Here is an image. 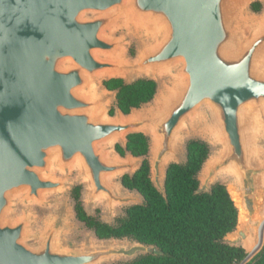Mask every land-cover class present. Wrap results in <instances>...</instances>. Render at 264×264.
I'll return each instance as SVG.
<instances>
[{
  "label": "water",
  "instance_id": "obj_1",
  "mask_svg": "<svg viewBox=\"0 0 264 264\" xmlns=\"http://www.w3.org/2000/svg\"><path fill=\"white\" fill-rule=\"evenodd\" d=\"M245 4L0 0V264H113L157 252L136 241L64 246L61 215L35 235L32 214H7L19 193L44 204V193L67 189L51 170L74 166L86 181L87 202L101 199L110 212L141 203L114 181L133 174L141 159L122 158L115 146L124 147L132 133L148 136L151 181L163 191L167 165L183 162L178 144L193 119L211 143L198 191L229 171L234 179L225 186L237 223L224 240H256L255 227H264V11L247 16ZM128 26L152 37L132 61L123 54L126 37L113 34ZM165 72L172 76L162 86ZM112 78L154 80L152 107L124 114L115 106L110 115L116 92L103 82Z\"/></svg>",
  "mask_w": 264,
  "mask_h": 264
},
{
  "label": "trees",
  "instance_id": "obj_2",
  "mask_svg": "<svg viewBox=\"0 0 264 264\" xmlns=\"http://www.w3.org/2000/svg\"><path fill=\"white\" fill-rule=\"evenodd\" d=\"M249 8L259 12L261 3L252 1ZM103 84L116 92L114 106L124 114L149 103L157 90L156 82L150 78L132 82L112 78ZM115 150L122 156L128 152L141 158L135 172L124 174L120 180L125 188L139 193L142 202L126 207L114 222L107 223L85 211L81 187L75 185L71 188L75 217L98 239L126 238L153 246L157 252L113 264H240L246 261L248 254L242 246L224 240L237 223V209L225 184L215 182L208 191H198V175L210 152L207 142L196 137L185 141V160L167 165L163 191L151 181L148 136L140 132L129 134L125 146L117 144ZM245 264H264V237L260 249Z\"/></svg>",
  "mask_w": 264,
  "mask_h": 264
},
{
  "label": "rangeland",
  "instance_id": "obj_3",
  "mask_svg": "<svg viewBox=\"0 0 264 264\" xmlns=\"http://www.w3.org/2000/svg\"><path fill=\"white\" fill-rule=\"evenodd\" d=\"M252 1H259L261 3V9L259 12H253L252 10H250L249 4ZM244 9H245V13L247 14V16L257 18L258 15H260L264 11V0H246ZM119 33H122V35H124L127 40V45L123 51V54L128 61H132L137 55L140 46L144 43L150 42L152 38L151 36H148L140 32L137 28L130 27V26L125 27L123 31L120 30V31L113 32V34L115 35ZM171 76L172 74L170 72H165L163 74H160L158 76L160 84H162L163 86L164 82H166ZM153 104H154V101H151L150 103H147L136 110L138 111L141 109L150 108L152 107ZM109 106L111 108L113 107V110H114L115 108L114 101L110 102ZM113 113L111 114L113 115ZM193 137L200 138L207 142H210V140L207 137V134L203 131L199 123H196L194 119L191 121L190 125L184 126L182 128L181 137H180L179 144H178L180 158H176L177 161L185 160V141ZM149 154L150 153H148V158H149ZM117 155H119L122 158L132 157L137 163L140 162V159H141L139 157L130 156L128 152H126L124 156L120 155L119 153H117ZM260 157L264 161V151L262 149L260 151ZM51 174L53 176L65 179L68 182L67 189L61 192H58V193H54V192L44 193L43 194L45 198L44 204H41L40 202L35 201V200L25 201L23 200V193L17 194L14 198L13 208L7 214V217L9 219L18 218L19 216H21L23 211H28L30 214L33 215V221L31 222L29 226V230L33 232L35 235H38L47 226V224L52 221L53 217L57 215H61L64 219V227L59 236V241L64 246H69V247L82 246L86 243L97 244L98 242L122 243L125 245L133 244V241L126 239V238L107 239V240L100 241V239H98L94 235L91 229L87 228L83 222L79 221L75 217V214L73 211V200L71 198V188L75 185H80L81 200H82V204H83L85 211L88 214L99 216L100 219L103 221L112 223L117 216L123 214V211L127 205H117L115 209L110 212L106 209L105 203L101 199L95 200L93 202H87V200H85L84 198V194L87 191L86 181L79 175L78 166H74L68 172H63L57 168H53L51 170ZM204 174L205 172L203 169L199 173V179H200L201 184L204 179ZM232 176L233 175L229 171H222L219 174L220 178L212 180V181L221 182L227 185V183H229L230 181L234 179L232 178ZM120 178H121L120 176H117L114 179V181L117 183H120ZM121 188L124 190L125 193L132 196L133 198H138V200L139 198H141L140 195L135 190L125 189L122 186ZM232 197L233 199L235 198L234 200L236 201V197L234 196ZM63 213L65 216L63 215ZM242 215H243L242 210H239V221L242 218ZM258 219L264 220V206H262L261 208V212L258 215ZM255 229H256L255 232L257 235L255 238L256 240L246 239L244 243L242 242L235 243L237 245L242 246L246 250L248 254L246 261H248L260 249L262 242H263V237H264L263 224L259 223V226L255 227ZM226 241L228 243L235 242V240L233 239V237H231V235L227 236ZM125 259L127 258L118 257V258H114L110 260L109 262L117 263V262H122ZM245 262L240 263V264H245Z\"/></svg>",
  "mask_w": 264,
  "mask_h": 264
},
{
  "label": "bare ground",
  "instance_id": "obj_4",
  "mask_svg": "<svg viewBox=\"0 0 264 264\" xmlns=\"http://www.w3.org/2000/svg\"><path fill=\"white\" fill-rule=\"evenodd\" d=\"M235 199V198H234Z\"/></svg>",
  "mask_w": 264,
  "mask_h": 264
}]
</instances>
